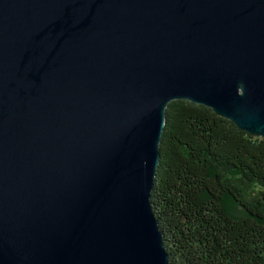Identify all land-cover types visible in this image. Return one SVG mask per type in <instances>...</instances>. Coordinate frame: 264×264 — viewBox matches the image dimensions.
Segmentation results:
<instances>
[{
    "label": "water",
    "instance_id": "1",
    "mask_svg": "<svg viewBox=\"0 0 264 264\" xmlns=\"http://www.w3.org/2000/svg\"><path fill=\"white\" fill-rule=\"evenodd\" d=\"M177 99L264 138V0H0V264H170Z\"/></svg>",
    "mask_w": 264,
    "mask_h": 264
},
{
    "label": "trees",
    "instance_id": "2",
    "mask_svg": "<svg viewBox=\"0 0 264 264\" xmlns=\"http://www.w3.org/2000/svg\"><path fill=\"white\" fill-rule=\"evenodd\" d=\"M151 203L170 264H264V138L171 101Z\"/></svg>",
    "mask_w": 264,
    "mask_h": 264
}]
</instances>
